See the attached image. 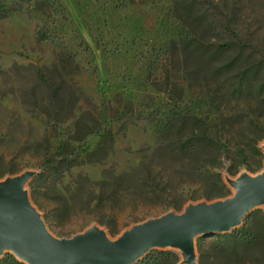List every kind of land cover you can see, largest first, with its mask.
Instances as JSON below:
<instances>
[{
  "label": "rangeland",
  "instance_id": "1",
  "mask_svg": "<svg viewBox=\"0 0 264 264\" xmlns=\"http://www.w3.org/2000/svg\"><path fill=\"white\" fill-rule=\"evenodd\" d=\"M31 1L33 17L0 19V180L38 171L26 189L52 235L96 224L115 239L264 169V0ZM194 246L198 264H264V206Z\"/></svg>",
  "mask_w": 264,
  "mask_h": 264
},
{
  "label": "water",
  "instance_id": "2",
  "mask_svg": "<svg viewBox=\"0 0 264 264\" xmlns=\"http://www.w3.org/2000/svg\"><path fill=\"white\" fill-rule=\"evenodd\" d=\"M264 151V144L261 145ZM38 171L25 169L0 180V257L10 252L22 264H135L152 250L170 249L179 264H198L194 242L199 236L225 234L264 206V169L224 175L232 194L223 199L187 203L133 223L111 239L92 224L69 238L52 235L31 203L26 185Z\"/></svg>",
  "mask_w": 264,
  "mask_h": 264
},
{
  "label": "trees",
  "instance_id": "3",
  "mask_svg": "<svg viewBox=\"0 0 264 264\" xmlns=\"http://www.w3.org/2000/svg\"><path fill=\"white\" fill-rule=\"evenodd\" d=\"M39 1L41 4V7L35 8V9L40 11L42 14H44L48 9H53L54 11H56L60 6L58 1H56V0H39ZM191 1H196V0H191ZM31 2H32L31 0H9V1L8 0H0V19L3 17H6L12 13H15V12L25 13L30 18L33 17V15L31 14V10L33 9V4H31ZM44 10H46V11H44ZM231 22H232V19L230 17H226L224 27H226L225 29L227 30L228 34H230V36L234 40L238 41L239 40V34L231 26ZM35 32H36V39L38 41L53 39L55 36L54 33L51 32L50 29L46 26H42L39 28L37 27ZM227 44L228 43H220L218 48L219 47L225 48L227 46ZM249 69H251V68H249ZM39 76H40V78H42L41 74H39ZM260 88H261V92H264V80L262 81ZM61 160L62 159H60L59 161H61ZM63 160H65L67 162V161H71L72 158H67V159H63ZM236 229H234V230H236ZM165 250L166 249L159 250V252H163ZM13 264H22V263H20L16 259H13Z\"/></svg>",
  "mask_w": 264,
  "mask_h": 264
}]
</instances>
